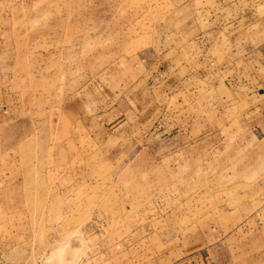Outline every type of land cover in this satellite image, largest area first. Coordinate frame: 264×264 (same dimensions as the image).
Here are the masks:
<instances>
[{"label": "rangeland", "instance_id": "374dc122", "mask_svg": "<svg viewBox=\"0 0 264 264\" xmlns=\"http://www.w3.org/2000/svg\"><path fill=\"white\" fill-rule=\"evenodd\" d=\"M237 1L0 0V264H264V139L194 71ZM162 56L188 65L162 112L185 130L80 119L79 86L109 105Z\"/></svg>", "mask_w": 264, "mask_h": 264}, {"label": "crops", "instance_id": "0c3cea01", "mask_svg": "<svg viewBox=\"0 0 264 264\" xmlns=\"http://www.w3.org/2000/svg\"><path fill=\"white\" fill-rule=\"evenodd\" d=\"M252 1H237L238 16L220 25L216 23L196 36L199 63L194 71L216 102L223 103L226 110L240 119L251 122L264 139V0L249 4ZM222 48H228L229 52L218 58L216 53ZM156 66L147 74L152 86L149 84L146 88L145 84L127 96L114 97L109 105L105 102L106 95L102 98L100 92L94 91L97 88L94 83L89 81L79 86L74 100L82 113L80 119L96 116V121L102 122L100 126L108 129V135H139L142 142L149 136L165 137L175 130H185L189 124L181 127L177 123L174 124L177 128L170 127L162 112L168 103L164 98L181 84L182 71L188 65L162 56ZM195 120L191 116L185 123ZM156 147L150 150L168 148L166 144ZM196 263L199 259L180 264Z\"/></svg>", "mask_w": 264, "mask_h": 264}]
</instances>
